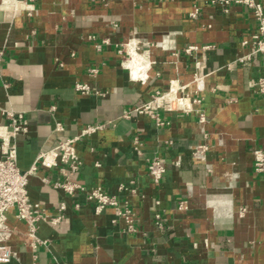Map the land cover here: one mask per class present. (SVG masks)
Instances as JSON below:
<instances>
[{
	"label": "crops",
	"instance_id": "0c3cea01",
	"mask_svg": "<svg viewBox=\"0 0 264 264\" xmlns=\"http://www.w3.org/2000/svg\"><path fill=\"white\" fill-rule=\"evenodd\" d=\"M0 9L13 12L0 20V125L9 122L6 110L24 113L28 131L16 144L19 168L36 164L28 193L49 211L60 201L66 206L58 225L38 223L36 235L46 242L34 250L10 208L9 244L18 259L0 264H264V172L254 171L252 155L264 147V96L248 86L264 76V53L238 61L251 50L242 44L256 28L251 10L233 4L224 12L208 0H0ZM188 45L198 49L186 52ZM132 53L146 67L137 77L128 66ZM170 79L199 86L198 103L182 101L191 111L159 109L164 124L134 111ZM77 83L89 89L81 92ZM200 112L210 170L191 154ZM106 121L75 142L80 167L67 176L126 202L132 230L113 206L96 214L84 192L54 188L59 168L37 163L41 151ZM154 155L166 163L157 185L146 172ZM183 199L188 207L178 210Z\"/></svg>",
	"mask_w": 264,
	"mask_h": 264
},
{
	"label": "built area",
	"instance_id": "2783aa9c",
	"mask_svg": "<svg viewBox=\"0 0 264 264\" xmlns=\"http://www.w3.org/2000/svg\"><path fill=\"white\" fill-rule=\"evenodd\" d=\"M213 5H218L224 12H228L231 5L240 4L252 11L256 22V28L249 38L243 39V45H249L251 50L249 54L238 58V61L244 62L250 59L252 54L258 52L264 53V6L260 0H208ZM198 9L191 12L190 15L195 17ZM99 46V45H97ZM209 45H204L202 48H208ZM197 45H188L185 48L186 52L197 50ZM3 50L0 49V58ZM90 72L95 73L96 69L91 68ZM198 77V76H197ZM197 77H195L197 83ZM201 77V76H200ZM143 80V79H139ZM249 88L254 92L264 96V76H259L248 82ZM199 88L197 85L196 90ZM76 89L81 92H86L89 89L87 84H76ZM196 90H191L190 87L180 84L176 79H170L166 89L157 91L152 95V98L147 103L139 108H135L136 113H145L154 118L157 124H164V121L159 117L158 110L164 111H183L189 112L192 110L191 105H181L180 102L185 98H189L193 103H198L200 99L193 96ZM6 115L9 118L7 124L0 125V262H7L12 258L18 259V255L11 248L9 240L14 229L8 224L7 211L14 208L15 216L26 224V235L30 236L29 245L32 250L39 243H45L46 240H41L37 237L36 231L40 221L48 222L52 225H58L64 218L62 211L65 209L64 201H60L56 210L49 211L41 206L40 202L31 199L27 184L28 176L35 172L36 164H33L27 170H21L17 164V144L16 138L20 134H25L28 131L27 118L22 111L6 110ZM131 112H124V115H129ZM110 121L88 124L81 129V132L73 137L60 140L56 147L41 151L37 156V163L50 168L58 167L62 177L57 178L52 183L56 189L63 191L66 194H74L77 191H82L85 194L86 200L94 203V212L99 214L104 207L110 205L115 208L114 214L118 218H124L127 222V230L133 229L134 216L127 203H120L114 195L105 193L100 186L87 188L80 182L70 179L67 176L68 172H75L80 167V158L75 148V142L84 135L95 132L96 130L108 127ZM205 115L199 113L197 119L198 133L200 139L194 142L191 147L192 157L197 161L205 163L208 170L209 164L206 161L207 151L210 147L205 130ZM55 129L62 130L63 125L60 121L55 122ZM133 147L140 154L139 140L137 136L133 137ZM171 142V141H169ZM253 169L257 173L264 172V147H255L252 150ZM176 164L179 160L175 161ZM166 171L165 161L157 155L146 160V172L154 184H159ZM46 182L47 178H43ZM130 182H133L131 180ZM122 186H120L121 188ZM135 191V189H132ZM75 208L79 207L75 203ZM188 207L186 199L180 200L178 210H184ZM246 211L245 207L240 208V213ZM164 220L162 213L157 211L154 213V221L156 227L160 230L164 229ZM34 256V255H32Z\"/></svg>",
	"mask_w": 264,
	"mask_h": 264
},
{
	"label": "bare ground",
	"instance_id": "6f19581e",
	"mask_svg": "<svg viewBox=\"0 0 264 264\" xmlns=\"http://www.w3.org/2000/svg\"><path fill=\"white\" fill-rule=\"evenodd\" d=\"M133 49V48H132ZM131 50V49H130ZM132 51V50H131ZM130 53V52H129ZM147 61V60H146ZM127 63V62H126ZM128 66H130L131 67V69H132V72H133V75L134 76H139V75H137V74H139V72H142L141 70H143V68H146V67H144L145 66V63H144V61H143V59L141 58V56L140 55H138V54H135V53H132V56H131V58L128 60ZM146 66H147V64H146ZM142 74H144V71H143V73ZM130 75H132V73L130 74ZM141 75V74H140ZM142 76H144V75H142ZM145 77V76H144ZM198 77H200V76H198ZM197 77V78H198ZM200 85H201V83H200ZM202 87V86H201ZM182 101H190L191 102V100L189 99V98H185L184 100H182ZM182 101L180 102V104L181 105H183L182 104ZM27 237L28 238H30V236H28L27 235ZM14 251L16 252V254L18 255V252H17V250H15L14 249Z\"/></svg>",
	"mask_w": 264,
	"mask_h": 264
},
{
	"label": "water",
	"instance_id": "95a60500",
	"mask_svg": "<svg viewBox=\"0 0 264 264\" xmlns=\"http://www.w3.org/2000/svg\"><path fill=\"white\" fill-rule=\"evenodd\" d=\"M12 10L10 9H7V10H1L0 9V20H3V19H9L12 15Z\"/></svg>",
	"mask_w": 264,
	"mask_h": 264
},
{
	"label": "rangeland",
	"instance_id": "374dc122",
	"mask_svg": "<svg viewBox=\"0 0 264 264\" xmlns=\"http://www.w3.org/2000/svg\"><path fill=\"white\" fill-rule=\"evenodd\" d=\"M11 1H14V2L18 3V1H20V0H11ZM124 57H128V54L124 55Z\"/></svg>",
	"mask_w": 264,
	"mask_h": 264
}]
</instances>
